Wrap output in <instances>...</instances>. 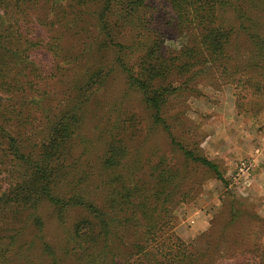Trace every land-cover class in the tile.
Here are the masks:
<instances>
[{
    "label": "rangeland",
    "instance_id": "1",
    "mask_svg": "<svg viewBox=\"0 0 264 264\" xmlns=\"http://www.w3.org/2000/svg\"><path fill=\"white\" fill-rule=\"evenodd\" d=\"M230 1L214 24L223 22L233 28L228 46L230 59L224 65L227 69H219L218 63L215 66L208 61L183 74L176 71V64L168 71L166 82L178 86L166 95L162 110L168 130L154 120L140 91L118 66L91 97L66 163L70 174L59 184L64 196L82 194L103 206L109 234L98 239L92 235L89 239L77 237L75 225L94 218L91 212L68 205L59 223L54 208L43 203L36 213L44 220V240L56 250L62 247L58 264H110V254H99L100 248L107 246L110 251L116 247L114 255L123 258L136 244L145 243V232L151 224L160 237L174 234L185 243L196 242L202 247L217 242L220 253L215 252L214 259L226 260L223 262H231L234 257L243 259L240 251L229 252L228 247L234 242L253 248L242 256L263 259L264 68L254 65V45L248 34L264 35V0ZM148 13L151 24L146 23L153 29H161L172 16L165 0H150ZM149 36L139 32L124 34L125 39L143 42ZM188 39L186 31L169 33L164 48L179 54L189 44ZM71 40L74 42L75 38ZM46 57L45 51L37 55L40 60ZM134 62L135 58H130V64ZM57 91L60 95L63 88ZM67 97V93L60 95L57 102ZM32 121L33 129L42 124L40 118L32 117ZM43 136L39 134L37 139L41 142ZM116 139L124 142L126 152L117 155L116 161L105 163L109 151L116 150L107 144L111 146ZM178 143L217 163L227 181L186 157ZM242 161L250 162L251 169L239 175ZM4 162L0 161V193L15 184L11 182L13 174L18 176L9 159ZM29 214L30 210L12 223L2 221L3 235L15 234L25 226L26 234L20 239L29 240L37 231L31 221H26ZM90 230L99 232L100 226H90ZM3 242L0 251L6 249ZM28 254L23 264H48L45 257L41 260L35 253Z\"/></svg>",
    "mask_w": 264,
    "mask_h": 264
},
{
    "label": "trees",
    "instance_id": "2",
    "mask_svg": "<svg viewBox=\"0 0 264 264\" xmlns=\"http://www.w3.org/2000/svg\"><path fill=\"white\" fill-rule=\"evenodd\" d=\"M149 1L0 0V161L5 163L4 159H9L14 173H18L11 180L15 184L0 193V242L6 245L0 251V264H23L28 253L30 256L35 253L41 260L45 257L48 264H58L62 247L56 250L44 240V220L36 213L45 202L54 208L59 223L68 205L91 212L95 219H84L75 225L77 237L108 236L104 207L82 194L64 196L59 183L70 174L66 163L74 136L83 125L87 105L115 67L126 72L130 83L150 107L154 120L167 130L163 106L166 95L178 87L171 81L166 82L168 71L176 64V71L183 74V71L199 69L208 61L215 66L218 63L219 69H227L224 65L230 59L228 46L233 28L223 22L214 24L220 18V10L231 4L230 0H165L172 16L161 29L149 27ZM185 31L189 44L181 53L164 48L169 33L176 35ZM47 32L50 34L43 37ZM130 32L151 36L147 42L125 39L124 34ZM248 36L254 45V65L264 68V35ZM42 51L47 57L40 60L37 55ZM130 58H135V62L130 64ZM162 80L165 82L158 83ZM59 87L63 88L60 95H68L63 102H57ZM32 117L42 121L38 129H33ZM39 134L45 136L41 142L37 139ZM114 141L111 146L107 144L116 150L109 151L105 163L116 161L117 155L126 152L121 139ZM178 145L186 157L212 170L223 182L227 181L217 163ZM29 210L26 221H31L37 230L31 238L20 239L26 234L25 226L5 237L3 222L12 223ZM97 224L99 232L90 230V226ZM157 233L154 224L149 225L145 243L136 244L123 258L114 255L116 247L108 251L104 246L99 254H110L113 259L110 264H264V256L262 260L242 256L253 248H243L236 242L228 250L233 254L240 251L243 259L234 257L231 262H223L226 260L214 259L215 252L220 253L217 242L214 245L208 242L202 247L196 242L185 243L174 234L164 238ZM147 248L154 251L147 253Z\"/></svg>",
    "mask_w": 264,
    "mask_h": 264
},
{
    "label": "built area",
    "instance_id": "3",
    "mask_svg": "<svg viewBox=\"0 0 264 264\" xmlns=\"http://www.w3.org/2000/svg\"><path fill=\"white\" fill-rule=\"evenodd\" d=\"M251 169V163L248 161H242L238 166V174L244 175Z\"/></svg>",
    "mask_w": 264,
    "mask_h": 264
}]
</instances>
